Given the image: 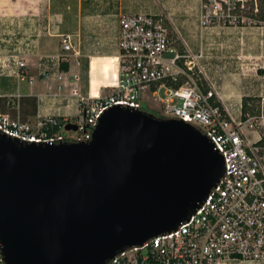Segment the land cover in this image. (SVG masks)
<instances>
[{
    "label": "water",
    "instance_id": "obj_1",
    "mask_svg": "<svg viewBox=\"0 0 264 264\" xmlns=\"http://www.w3.org/2000/svg\"><path fill=\"white\" fill-rule=\"evenodd\" d=\"M215 148L181 119L121 106L101 116L89 142L0 132L1 262L110 264L176 232L226 175Z\"/></svg>",
    "mask_w": 264,
    "mask_h": 264
},
{
    "label": "built area",
    "instance_id": "obj_2",
    "mask_svg": "<svg viewBox=\"0 0 264 264\" xmlns=\"http://www.w3.org/2000/svg\"><path fill=\"white\" fill-rule=\"evenodd\" d=\"M225 6L230 8L231 0H200L202 26L206 28ZM178 34L162 15L120 14L117 78L98 95L79 96L76 130H67L72 123L60 115L13 118L0 103V132L29 143L89 142L99 119L111 108L157 106L164 118L181 119L207 135L225 158L226 175L197 214L176 232L133 247L110 264H264V99L253 114H245L242 104L225 103L206 73L195 71V61L203 52L193 56ZM72 41L71 35H65L64 53L46 56V61L59 67L69 56L80 57ZM20 54L14 56V67L5 66L24 81L22 69L27 65ZM49 76L48 68L40 75ZM104 89L111 92L103 95ZM162 89L165 99L158 97Z\"/></svg>",
    "mask_w": 264,
    "mask_h": 264
},
{
    "label": "crops",
    "instance_id": "obj_3",
    "mask_svg": "<svg viewBox=\"0 0 264 264\" xmlns=\"http://www.w3.org/2000/svg\"><path fill=\"white\" fill-rule=\"evenodd\" d=\"M170 6L165 7L159 0H148L147 3L122 0L115 11L111 10L116 17L115 34L117 17L122 13L163 15L169 8L174 13L190 11L198 16L200 0H172ZM87 11L82 0H0V103L3 112L24 121L47 115H60L72 121L78 115L79 96L88 97L94 90H102L99 72L116 67L118 49L116 47L109 55L102 45L106 43V37L91 36L97 41L98 52H82L81 45L86 42L84 30L90 27L87 22L91 20ZM166 18L195 54L194 51L203 44L195 37L198 26L183 20L180 22L173 14ZM65 35L72 36V42L81 55L78 58L69 56L67 62L57 67L53 62H47L45 57L64 53L62 41ZM20 49L23 50L21 54L18 52ZM18 54L27 65L22 69L26 77L24 81L12 75L11 68L5 66L14 67V56ZM63 65L67 68L64 69ZM46 68L50 76L43 79L40 75ZM30 79H33L32 83Z\"/></svg>",
    "mask_w": 264,
    "mask_h": 264
},
{
    "label": "rangeland",
    "instance_id": "obj_4",
    "mask_svg": "<svg viewBox=\"0 0 264 264\" xmlns=\"http://www.w3.org/2000/svg\"><path fill=\"white\" fill-rule=\"evenodd\" d=\"M171 1L159 0L169 8ZM82 3L88 9L87 15L91 16V20L87 22L90 27L84 30L86 42L84 40L81 45L82 52L97 53L99 46L91 36L93 38L105 36L106 43L102 44L105 45L104 51L109 55L113 54L116 50V17L111 10L115 11L122 0H82ZM168 9L162 15L168 25L170 22L166 17L173 14L180 22L183 20L184 23L189 22L198 26V34L195 37L203 41V44L201 43V47L192 55L197 57L201 55V51L204 53L201 58L197 57L195 71L206 73L210 85L220 93L225 103L235 107L243 103L241 99L244 97H252L259 101L264 99V0H231L230 8L225 6L223 12L211 19L206 28L202 26L200 11L198 16H194L190 11L174 13ZM75 17L73 19H76ZM178 38L179 42H182L180 34ZM104 82L107 84L109 81ZM110 92V89H104L103 95ZM158 97L165 99L166 90L162 89ZM258 103L252 102L255 107ZM149 107L159 110L155 105L149 104ZM76 122L77 119L71 121L72 124Z\"/></svg>",
    "mask_w": 264,
    "mask_h": 264
},
{
    "label": "trees",
    "instance_id": "obj_5",
    "mask_svg": "<svg viewBox=\"0 0 264 264\" xmlns=\"http://www.w3.org/2000/svg\"><path fill=\"white\" fill-rule=\"evenodd\" d=\"M62 67L64 69L67 68L65 65H63ZM180 84L176 85V87L178 88L180 86ZM208 90H209V88L206 86L205 91H208ZM257 101H259V100H256L255 98H252V97H244L243 103H242L244 113L245 114H248V113L253 114L256 111L257 107H255L252 104V102H257ZM143 110L151 112V113L155 114L158 117H161V118L163 117V115L161 114V112L159 110L150 109L147 105H144ZM0 264H1V262H0Z\"/></svg>",
    "mask_w": 264,
    "mask_h": 264
},
{
    "label": "bare ground",
    "instance_id": "obj_6",
    "mask_svg": "<svg viewBox=\"0 0 264 264\" xmlns=\"http://www.w3.org/2000/svg\"><path fill=\"white\" fill-rule=\"evenodd\" d=\"M117 62L118 59L116 58ZM99 75L101 76V86L100 87H106L105 82L104 81H114L117 78V63H116V67L114 69H112L111 71H100ZM95 83V80L92 82V84ZM109 85V84H108ZM107 85V86H108ZM99 90H94L93 91V95H98Z\"/></svg>",
    "mask_w": 264,
    "mask_h": 264
}]
</instances>
